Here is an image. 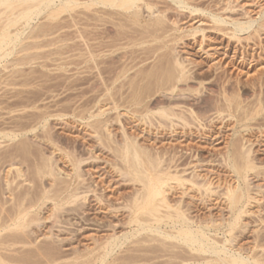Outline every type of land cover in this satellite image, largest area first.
<instances>
[{"label":"bare ground","instance_id":"bare-ground-1","mask_svg":"<svg viewBox=\"0 0 264 264\" xmlns=\"http://www.w3.org/2000/svg\"><path fill=\"white\" fill-rule=\"evenodd\" d=\"M172 1L174 3H176L178 5L179 9H181V10L184 8L190 7L185 2V0H172ZM155 2H154V0H0V66L4 61L7 62V66L9 64H11V66L12 65H16V66L22 65L23 66L26 64H30V62H32V60L35 59V56H31L30 54H32V53L29 52L30 53L29 54L26 51H28L29 49H31L33 47V42L35 40L34 38H39L41 36L43 37V35H46V34H47L46 36H48V34H50V31L53 32V31H55V29L59 30L64 25V24L59 25V23L56 25V22H55V25L53 23V26H51V24H48L47 21H46L47 23H45V24H47V26L39 24L38 21L41 18V15L45 14L44 17H46L49 20V22L52 20L57 21L58 18L62 19L61 18L62 14L69 13L71 15V13H73L72 11H74V10L77 11L78 8H80V11L82 8V13H83V8H85L87 10L89 9L90 11L91 10L94 11V12H92V14H93L92 18L94 19V21L98 20V22H96L97 24L99 23V20H101V21H105L102 23L103 25L105 24V27H106V25H107V27H109L110 25H113V24L114 25L116 24L118 26V24L121 25L124 22L128 23L131 21L133 23H136V25L139 23L138 25L141 26L140 23H142L145 20V21L150 22L149 25H151L153 27V33L156 35L157 31L159 29H161L160 27H163L164 21L167 23L168 18L166 19V17H167L166 12H164L165 15H162V16H161V14H159L161 12V11H159L161 8L160 7L157 8V6H159V5L157 2L156 3ZM154 5L156 6L157 9H159V10H157L154 8L158 12L153 10V7H155ZM216 9H211V8L210 9L209 8L208 9H204V8L201 9V8L195 7L193 10L192 9L191 10L193 12L197 11V12H202V13L207 14L209 21H211L215 24V26L211 27V30H212V28H214V29L220 28L221 29L222 26L224 27L225 25L227 27V24L231 25L232 27L227 28V31H225V30L223 31L225 33L226 32L228 33V38L230 37L229 38L230 40H228V41H231V38H232V40L237 39L238 41L242 38H244L245 40L246 39L249 40L251 38V36H253L255 33H257L259 35L261 33L260 32L261 27H264V18H263L264 10H262L261 12L259 11L258 17H253V18H249L245 21H242V20H239L236 18L233 19V17L231 18L232 15L231 16H227V15L224 16V15L220 14L219 12L214 11ZM229 9L232 10L233 8L229 5L227 7V5H226V10H229ZM146 10L148 12H150V15L148 16L149 18L144 19L145 18L144 12H146ZM75 13H77V12H75ZM73 15H74V13H73ZM80 15H79V17L82 16V15L81 16ZM246 15H247V13H246ZM65 16H63V18ZM85 16H87V15H85ZM73 17L75 18V15ZM78 18H76L75 20L77 21ZM259 18H262L263 20L260 19V20H262L260 22ZM93 19H90V20H93ZM82 21H84V20H82ZM101 21H100V24H101ZM126 21H128V22H126ZM258 21H259L258 26L254 28V24ZM74 23H76V22H74ZM169 24L170 23H168V26H169ZM123 25H125V24H123ZM131 25H132V23H131ZM76 27H77V25H76ZM79 27H81V26H79ZM79 27H77V28H79ZM126 28H128V27H126ZM202 29L205 32L206 29H204V28H202ZM251 29L253 31H250ZM36 30H38V31H36ZM97 30H98V28H97ZM97 30L95 32H98ZM110 30H112V28ZM143 30L141 31L142 35H143ZM79 31H80V29H79ZM101 31H103V30H101ZM120 31H121V29H120ZM122 31L124 32V30H122ZM126 31H127V29H126ZM136 31H138V29ZM144 31L145 32H144L143 36H144V38H146L145 34L148 31H147V29H145ZM161 31L164 33L167 30H165L163 28V29L159 30L158 33L159 32L161 33ZM168 31L166 33H168ZM195 31H194V33H195ZM197 31L199 32L198 29H197ZM221 31H222V29H221ZM229 31H231V32H229ZM132 32H133V30H132ZM138 33H140V32H138ZM163 33H161V35ZM243 33H245L246 35L241 36V35H243ZM80 34H81V32H80ZM148 34H149V32H148ZM95 35H96V33H95ZM143 36L142 37L138 36V38L140 37L142 39ZM148 36H151V34H149ZM157 37H155V38L153 37L154 39L151 37L152 38L151 41L155 40ZM28 38L34 39L33 42L32 41L30 43L24 42ZM204 38L205 37H203V39ZM81 39H83V38H81ZM126 39H127V37H126ZM134 39H136V38L134 37ZM134 39H133V42H134ZM146 39H148V38H146ZM36 40L34 42V45L37 44L36 42L38 40L37 41ZM117 40H118V38H117ZM138 40H139L138 41L139 43H144V42H141L140 39H138ZM99 41H101V40H99ZM136 41H137V39H136ZM143 41H146V40H143ZM103 42H104V40H103ZM128 42H131V41H128ZM153 43H155V42H153ZM122 44H124V42ZM136 44H137V42H136ZM228 44H227V48H228ZM202 45H204V44H202ZM202 45H201V47H202ZM150 46H148V47H150ZM155 47H158V46H154V48ZM159 47H160V45H159ZM90 48L92 49L93 47H90ZM204 49H207V48H204ZM138 50H140V48ZM155 50H157V49H155ZM174 50H175V47H174ZM23 51L25 52V54H23L22 56H19V57L16 56L17 58H11L14 54H16L18 52H23ZM89 51H91V50H89ZM151 51L149 49V51L147 53H149ZM206 51H205V53H206ZM134 52L135 51H133V53ZM141 53H143V52H141ZM173 53H175V52H173ZM114 54H116V53H114ZM158 54H159V52H158ZM131 55H133V54H131ZM137 55L139 56V54H137ZM163 55L164 54H162V56ZM245 56L247 57L248 55L245 54ZM146 57H148V55H146ZM247 58H245V59L247 60ZM110 59L111 58L109 57V60ZM122 60H123V58H122ZM142 60H144V59H142ZM158 60H159V58H158ZM163 60H164V58H163ZM163 60L161 59L162 62H163ZM179 61L180 60H175V62H173V63H171V61H169L171 64H169L167 67H164V69L162 68L163 66L162 67L160 66L162 70L160 69L158 71V73L153 74V75H155V77L153 79L154 81H152V82L151 81L146 82L150 77L147 79L145 76L146 74H144L145 72L141 71L142 72L141 74L142 75L144 74V76H145V77L143 76L144 77L143 79L136 81L135 78H131L130 81H128L130 83V85H129L130 89L132 88L133 90L128 91L129 90V88H128L127 92H129V93L131 92V94H129V96L124 97L126 94H124L125 92L122 93L121 101L124 100L123 103H126V104L128 103L129 105L127 107L136 106V107H134L135 108L134 110H133V107L131 108L132 110L130 108L129 109L137 114L136 120L139 122V124L140 123H142L144 125L147 124V126L144 129H142L143 131H145V129H146V131L149 130L148 128H150V127L152 130L155 127V129H156L155 132L157 131L156 134H158L157 135L158 137L156 138V140L159 139L158 141L162 142V141L168 139V142L169 141L172 142L171 145L169 144V146L171 148H169V149L167 148V150H164L163 148L162 149L159 148L157 150H154V152L156 151L155 153L153 152L152 149L151 150L153 153H151V150L146 148L147 146L146 147H144L143 145L141 146V141L140 140L138 141V139L135 137V140L137 141L136 142L132 135H131L132 138L129 135L128 136L126 135V137L124 138V141L123 142H121L122 140L120 141L121 142L120 146H114L111 143L112 146H109V148L113 147L112 152L113 153L115 152L117 157L121 161V162L119 161V162L114 163V164L121 163V165L123 167L119 164H118V166L116 165L117 167H113L114 166L113 164H112L113 166L112 165L111 166L113 168H117L118 172H120L119 173L120 175L123 174L124 172H127L126 174H128V173L132 174L134 176V178L140 184L139 185L140 187L138 186L139 188L137 187V189H135V191H133V193L131 192V195L129 194L130 196L127 195V198L128 197L129 198L126 199V203L120 204L121 207L116 206L115 204H113L111 202L112 198L110 199V197H109L110 194L109 195L105 194L104 190H106V189H103V188L98 189V188H96V184H95L96 182L92 183V182H90L91 180L88 181V179H86L87 177L84 178V169L82 168L83 160L80 159L81 158L80 156H79L80 158H74L73 157L74 155L71 156V159L73 157V160H70L73 162V169H72L71 174L68 175V177L66 176L67 178L64 177L63 180H61L62 178L59 179L60 176L62 177V175H59L60 173L56 174V172L58 170L55 172L54 167L51 165V163L49 164V161L46 160L47 158L45 157L46 159H44L43 164L41 163L42 166L38 165L40 168L38 167L37 170L38 171L40 170L39 171V172H41L40 174H42V172L43 173L45 172V174L48 173L47 175L51 178V181H50L51 183H49V185L51 184L50 186H52V187L56 186L55 188L53 187L55 190L53 189L52 191H50V190L48 191L46 189V192L43 191L44 193L43 194L41 193L42 195L40 194L41 196H39V197L37 196L38 197L37 199H35V200L33 199V201H31V199L30 200L28 199L29 203H26L27 202L26 196L30 195V194H27V195L24 194L22 196L18 194L19 197L16 200L14 199V203L12 202L13 205H11V207L8 209L5 208L7 201H5L6 203L4 202L5 205H3V203H2V205H0V244L1 245L2 244H4V245L8 244L9 246H11L10 250L6 249L9 252L6 250H3V252L6 251L5 253L0 252V264H264V225H262V223H264V217H263L264 206L262 204V202L264 200H262V198L259 197V194L261 195L260 191H257V193H259V194H255L256 193L255 189H253L255 192L254 191H253L254 193L252 192V188H251L252 185L251 184H253V183L249 182V178L251 175L250 173H252V171L255 173L256 171H254V170H255V168L257 169V167H256L257 165L254 166V163H256V162H254L255 159L254 160H252V158L250 159V154H251L250 152H247V151L243 152L242 151L246 144L244 146L241 145V146H243V148H239L238 146L234 148V145L235 146L237 145V142H238L237 139H236L237 140L236 143L233 144V141L231 143H229L227 151L226 152L224 151V153H222L221 157H219V158H218V156L217 157L212 156V157L204 158V156H202L199 153L200 151L198 152L197 150H195L190 145L189 141L192 140L194 142V140H196V139L197 140L202 139V140L210 142V144H213V143L215 144V142L218 139H220L219 136L221 134H219V133H221L222 131L221 132L215 131L214 128L212 126H210L211 122L212 123L215 122L214 119H216V120L218 119V118L213 117L215 115V111H213V109L210 108L211 106L210 107L208 106L207 97H203V95H200L201 90H199L200 92L198 91L199 93L194 92L195 90L196 91L198 90V87L195 88L194 87L195 84H191L192 82L191 83L189 82L191 79H189L190 73H188V72H190V71H188V69H186L187 66H184L182 61L181 62H179ZM98 62L99 61H97L96 63H98ZM138 62H139V59H138ZM3 64H5V65H3L4 67L8 68L6 66V63H3ZM93 65H95V63ZM96 65L93 67H96ZM150 68L153 69L152 66ZM95 70H96V68H95ZM125 71H127V70H125ZM102 72H101V74H102ZM20 73L22 74V72H20ZM133 73H131V74H133ZM147 74H148V72H147ZM28 75H29V73H28ZM103 76H105V75H103ZM134 76H135V74H134ZM138 76H140L139 73H138ZM148 76H149V74H148ZM5 77H6V75H5ZM5 77H4L5 81L4 80L3 81L6 83L7 78L5 79ZM30 77H32V76H30ZM2 78H3V76L1 77V79ZM102 78H101V80H102ZM126 78H128V77H126ZM1 79H0V84H1ZM8 80H10V79L8 78ZM74 80H76V79H74ZM88 81H90V80H88ZM12 82L13 81H11V83ZM26 82H28V80ZM69 82H70V80H69ZM108 82H109V80H108ZM8 83H9V81H8ZM11 83H9L8 86ZM23 84H25V83H23ZM96 84H97V82H96ZM152 84L159 85V87H160L159 90L161 89L162 92L161 91L160 92L162 93V96H160L161 94L160 95L157 94L158 97L150 95V92L154 93L153 91H151L153 89ZM108 85H110V82H109V84H107V87H109ZM121 85H123V84H121ZM10 86H12V85H10ZM92 86H94V85H92ZM103 86H104V84H103ZM98 87L99 86H97V88ZM114 87H115V85H114ZM104 88H106V87H104ZM116 88L117 87H115L114 89L116 90ZM205 88H206V90L208 89L207 92L213 90V89H210L208 86H206ZM99 89H100V87H99ZM100 90H102V89H100ZM108 90H109V88H107V90L105 89V91L104 90L103 91L107 92L109 94ZM223 90H225V89H223ZM116 91H118V90H116ZM191 92H194L195 94L191 93ZM93 93H94V91H93ZM113 94H115V93H113ZM155 94H156V91H155ZM227 94H228V92H227ZM227 94L225 93V95H227ZM120 95H118V96L121 97ZM205 95L207 96L208 94H205ZM209 95H211V94H209ZM225 95H224V97H226ZM94 97H95V94H94ZM98 97L99 96H97V98ZM148 98H149V100H148ZM94 99H93V102H95ZM110 99H112V97ZM232 99L226 98V100L228 101V102H226V103H228L227 106H229V105H230L229 107L233 106L232 101L235 102V100L234 99L232 100ZM115 100L116 99H114L113 101L115 102ZM118 100H119V104H121L122 102L120 103V99H118ZM219 100H220V98H219ZM106 101H108V100H106ZM55 102H56V100H55ZM2 103H4V102H2ZM43 103H45V102H43ZM117 103H115V105H114L112 102L114 107H112L113 105H111V107H109L108 105H106L108 107H106L105 105L103 107L98 105L101 108L99 107L96 116L103 118L104 115L108 114L109 112L111 113L110 110L113 111V108L116 109L119 107ZM123 103H122V105H124ZM222 103L223 102H221V104ZM0 104H1V100H0ZM91 104H92V102H91ZM26 105H27V103H26ZM49 105H51V104H49ZM61 105H63V104H61ZM92 105H94V104H92ZM3 107H5V106H3ZM11 107L12 106H10V108ZM37 107H38V105H37ZM125 107H126V105H125ZM233 107H235V106H233ZM246 107H248V106H246ZM82 108H83V106H82ZM222 109L220 111H222ZM225 109H227V108H225ZM231 109L232 108H230V110ZM242 109H241V111H242ZM220 111L218 110L217 114H220ZM223 111H224V109H223ZM33 112L35 113L37 111L34 110ZM43 112H44V110H43ZM114 113H116V111ZM256 113H257V110H256ZM44 114H46V113H44ZM54 114L55 113H53V115ZM136 114H134V115H136ZM246 114H249V113H246ZM109 115H107V116L110 117ZM117 115H120V117H121L122 114L117 113ZM117 115H115L116 120L118 118L120 119V117H118ZM107 116L104 118V120H102V118H101V120L97 119L98 120L97 122H96V120H94V123L92 122L93 124L90 126L93 127V125H95V123L98 127H99V125H103L102 122L106 123V121L108 119ZM253 116H255V115H253ZM40 117H42V116H40ZM112 117L113 116H111V118ZM216 117H218V115ZM238 117H240V115ZM248 118H250V117H248ZM248 118H246V119H248ZM242 119L240 118L241 123H242V121L244 122V120H245L244 118H242ZM109 120H110V118L107 121L108 123L110 122ZM132 120H135V119H132ZM113 122H114V120H113ZM108 123H106L107 125H106L105 129H107V126L110 125ZM117 124H119V123H117ZM120 125H123V124H120ZM245 125H247V124H245ZM245 125H243V127ZM248 125H250V124H248ZM95 126H94V130L97 129V126L96 127ZM103 126L105 127V125H103ZM238 126H240V125H238ZM5 127H7V126H5ZM104 127L100 126V128H98L99 132H100V129L101 128L104 129ZM124 127L125 126L123 125V128ZM227 127H229V126H227ZM235 127H233V128H235ZM18 129H19V127H18ZM125 130L126 129H124V131ZM124 131L122 130L123 133H124ZM232 131H233V129H232ZM93 133H95L96 135L100 134V133L97 134V132H93ZM101 133H102V131H101ZM125 133H127V131ZM95 134H94V136H95ZM129 134H131V133H129ZM133 134H134V131H133ZM103 135H105V134H103ZM110 135L108 132L107 138ZM237 135H239V134H237ZM45 136H47V135H45ZM99 137H98V139H99ZM143 137H144V135H143ZM237 137H235V138H237ZM107 138H105V139L107 140ZM235 138H233V140ZM108 139L112 140L111 137H109ZM106 140H105V142L107 143ZM156 140H155V142H156ZM198 141H200V140H198ZM239 141H242V139ZM243 141H244V139H243ZM0 142H1V140H0ZM23 142H25V141H23ZM100 142L102 143V141H100ZM120 142L118 141L116 145H119L118 143H120ZM16 143H17V141H16ZM18 143H20V142L18 141ZM109 144H110V142H109ZM231 144H233V147H231ZM18 145H20V144H18ZM30 145H31V143H30ZM30 145H28V146H30ZM155 147H153V148H155ZM202 147L204 148V146H202ZM110 150H111V148H110ZM249 150L250 149H248V151ZM221 152H223V151H221ZM114 156H115V154H114ZM205 156H208V154ZM49 158L51 159V157H49ZM42 161H43V159H42ZM122 162L124 163V165ZM0 163H1V161H0ZM111 163H113V162H111ZM119 166H120V168H119ZM38 171H37V173H39ZM109 172L107 171L108 175H109ZM115 172L112 171V174H110V177L112 176V177H114V179H115V177L117 178V176L113 175V173L115 174ZM225 173L228 174L229 176H231V178L230 179L226 178V175L224 177L223 175ZM19 174H20V172H19ZM124 174H123V176H124ZM58 175H59V178H58ZM5 176L8 177V175H5ZM20 176H21V174H20ZM132 178L133 177H131V179ZM258 178H259V176H258ZM135 179H132V181ZM7 181H8V179H7ZM7 181L5 184H8V186H9L10 181L9 182H7ZM224 183L226 185H224ZM0 184H2V183H0ZM223 185L225 186V188L221 189ZM108 186H106V187H108ZM5 188H7V186H5L4 189ZM10 188H11V186H10ZM259 188H261V186ZM4 189H2V190H4ZM262 189L263 188H261L260 190H262ZM43 190H45V189H43ZM39 192H40V190H39ZM36 193H37V191H36ZM80 193H83V196L81 197L82 199L80 198V196H81ZM89 195H91V196H89ZM263 195H264V193H262V196ZM30 196H32V195H30ZM125 196L123 195L124 199H125ZM78 198H80L81 201ZM123 198H121V200H124ZM87 199L88 200L91 199L92 202L94 201L95 202V207H94L95 209L94 208L93 209L97 210L96 212L99 211V213L100 212L104 213L105 215H107L106 217L108 219L107 220L96 219V220L92 221L94 218L90 219L89 218L90 216L89 217L79 216L76 219H78V221H80L82 224H80L81 228L79 227L77 232L81 233L83 229L85 230V227H90L89 229L91 230V232L93 230L96 233H99V232L103 233L106 231L107 232L111 231V232H110V234H106V235L103 234L101 236L99 234H97L95 236L93 235L92 237L90 236L91 238L90 237L89 238L91 240H93V242H92L93 244L87 245L86 247L84 246L85 249L76 248L75 250H73L72 254H74L75 256L74 255L72 256V254H71V256L73 257V260L71 259L72 261L70 259L68 261V259L66 257H62L61 255H60V257L58 255H57L58 257H55L56 255H54V253L50 254L52 252L46 251L45 247H44L45 250L42 247H36V248L34 247V250H32L33 248L30 250L29 249L25 250L24 248H17V246L15 247V245H18V244H22V245L37 244L38 242H40V240L44 239L43 237H51L52 240L54 241V243L58 242V244L66 246V244H67L66 238H61L60 233L62 231H63V233L65 232V230L67 228L66 227L67 225L65 226V224H67V223L69 224L71 222L70 220H72L73 218H68V217H70L68 215H66L68 217H65L64 214L63 215L61 214L60 216H58V215H56L57 214L56 212L59 211V213H61L60 210H66V209H64V208H66L64 206L66 204H69V205L72 204L73 205L74 203H77L78 200L80 202H82L83 200L86 201ZM47 200H49V201L51 200L52 205H53V207L51 206L53 209V211H52L53 215L51 214L52 216L50 215V217L55 218V216H56L55 219L53 218V220H52L53 222L52 223L50 222L52 225L49 226L50 227V231H48L49 234L42 233V232H39L40 230H35V229L30 228V226H32L37 221H38V224L40 225L39 221H40V219H43V218L38 217L39 211H41L39 209L45 205L44 201L46 203ZM84 202L81 204L84 205ZM123 202H125V201H123ZM256 205L260 206V207H258V210H254L252 208ZM76 209L79 210V208H76V207L75 208H68L66 210L67 211L66 214H70L71 211H73V210L75 211ZM124 209L126 210V213H127V214L125 213L127 215L126 216L127 220H125L126 219L125 218L124 219L125 221H123V219H122V221L120 219L118 221H115V219L113 220L110 218V217H112V215H111L112 213L115 215V213H118ZM78 210H77V212H78ZM62 213H64V211ZM123 215H124V213H123ZM43 216H45V215H43ZM62 216H64L67 219H65ZM101 216H102V214H101ZM48 219H49V217H48ZM78 221H77V223H78ZM44 222H42V223H44ZM72 224H74V223H72ZM125 224L129 225V227L128 226L126 227ZM41 226H42V224H41ZM28 227H29V229H28ZM253 228H254L253 240L249 241L247 244H243L242 243V241H244L243 239L246 238L247 234L249 233L248 231H250V229H253ZM38 229H39V227H38ZM41 229H42V227H41ZM84 230H83V233L87 229L85 231ZM67 231H69V229ZM73 232L71 231L70 233H73ZM79 233L78 234L76 233V235H74V237H78L79 235L81 236V234H79ZM80 236H79V238H80ZM71 237L72 238H70V239H74L73 236H71ZM132 238L133 239L135 238V240L132 241L133 240ZM250 239H252V238H250ZM76 240L78 241V239H76ZM130 240L132 241V243ZM70 241H69L70 243H68L69 245L73 244L75 240L74 241L70 240ZM129 241H130V245L128 243ZM152 242L156 243V244H154V245H156V249H154L157 251L156 256L150 257L151 256L150 255L149 256L150 258L145 257L146 254L148 255V253L145 254V252L146 251L149 252L150 248H152V247H150V248L144 247L145 250H143L144 248H142L144 253H142L140 255L138 254L139 252L136 251V250L140 249V248L138 249V247H141V246L143 247L144 244H145V246L150 245L148 243L152 244ZM246 242H247V240H246ZM38 246H40V245H38ZM72 246L73 245H71L69 247L72 248ZM24 247H26V246H24ZM56 247H57V244H56ZM59 247H60V245H59ZM59 247H57V248H59ZM153 247H155V246H153ZM0 248H2V247H0ZM28 248H30V247H28ZM3 249H5V248L3 247ZM35 249H37V250H35ZM127 251H134V252L136 251L138 255L135 254V255H129V256L125 255L124 256L123 254H121L122 252L124 254H126V253L130 254L131 253V252H127ZM54 252H55V250H54ZM62 252H61V254H62ZM158 252L161 254H159ZM65 253L66 252H64V254ZM72 257H70V258H72Z\"/></svg>","mask_w":264,"mask_h":264},{"label":"rangeland","instance_id":"rangeland-1","mask_svg":"<svg viewBox=\"0 0 264 264\" xmlns=\"http://www.w3.org/2000/svg\"><path fill=\"white\" fill-rule=\"evenodd\" d=\"M155 1L156 0H154V2ZM156 2L159 5V6H157V8L160 7L161 9L160 10L157 9L156 6L154 5L155 7H153V10L156 12H158L157 10L161 11L159 13V14H161V16L165 15L164 12L167 13V17H166V19L168 18L167 23L164 21V25L162 24L163 27H160V28L161 29L164 28L167 31L169 30L168 33H166L167 31H165L163 33L162 32L163 30H162L161 33H163V34L161 35L160 32H159L160 34L158 33V31L161 30V29H159L155 35L153 33V27L151 25H149L150 22L145 21V20L142 23H140L141 26L138 25L139 23L137 24L139 27L136 25V23H133L131 21L130 22L126 21L128 23L124 22L121 25L118 24V26L116 24H115L116 26L113 24V25L109 26L110 28L107 27V25L105 27V24L104 25L102 24L105 21L99 20V23L97 24L96 22H98V20L94 21V19L92 18V15H93L92 12H94V11H92V10L90 11L89 9H88L89 10L88 11L85 8H83V13H82V8H81V11H80V8H78L77 11L76 10L72 11L75 15V18L73 17L74 16L73 13H71V15L69 13H65V14L61 15L62 19L58 18L57 21L52 20L53 22L52 21L49 22V20L46 17H44L45 16V14H44V15H41L42 19L41 18H40L41 20L39 19V21H38L39 24L47 26V24H45V23L48 22V24H51V26H53V23L55 25V22H56V25L58 23H59V25H63V24L64 25L59 30L55 29L56 32L50 31V34H48V36H46L47 35L46 34V35H43V37L42 36L39 37L40 39L34 38L35 40L36 39L38 40V41L36 40L37 41L36 42L37 44H35L36 46L34 45V42H35L34 39L28 38L24 41V42L30 43L31 41L33 42V40H34L33 47L31 49H29L28 51H26L28 53L29 52L32 53V54L29 53L31 56H35V59H33L32 62H30V64H26L23 66L22 65L21 66H16V65L11 66V64H9L7 66V62L4 61L3 63H6V66L8 68L3 66L5 64H3V63L1 64V66H0V79L2 76H3V78L1 79V84H0L1 85L0 86V98H1L0 99L1 100L0 106L2 105L0 107V129L2 128L0 130V140H1V142H0V161H1V163H0V167H1L0 168V183H2V184H0V200H1L0 205H2V203H3V205H5V203H6L5 201H7L5 208L8 209L11 207V205H13L14 199L16 200L19 197V195H21V196L24 194L25 195H27V194L32 195V196H30V195L26 196L27 197L26 203H29L30 199H31V201H33V199L34 200L37 199L44 192H46V189L48 191L49 190L52 191L56 186L55 187L53 186L54 187L53 188L52 186H50L51 184L49 185V183H51L50 182L51 178L47 175L48 173L45 174V172L44 173L42 172V174H40L41 173V172H39L40 170L39 171L37 170L38 167L42 166L44 159L47 158L46 160L49 161V164L51 163V165L54 167L55 172L58 170L56 172V174L60 173L59 175H62V177L60 176V178L58 175V178L59 179L62 178L61 180H63L64 177H66V176L68 177V175H70L72 172L73 162L70 160H73V157L74 158H80L81 157L80 159L83 160L82 168L84 169V178L87 177L86 179H88V181L91 180L90 182H92V183L96 182L95 183L96 188L106 189V190H104L105 194H107V195L110 194L109 197H110V199L112 198L111 202L113 204H115L116 206H120V204H122V203L125 204L126 199L129 198V197L127 198V195H129V194L131 195V192L133 193V191H135V189H137V187L140 184L138 183V181L134 178V176L132 174L128 173L129 174L128 175V174H126L127 172H124L125 174L123 173L124 174V176H123V174H121V175L119 174L120 172H118L117 168H113V167H117L118 164L121 165V163L114 164V163L119 162L120 160L117 157L116 153L112 152L113 147H110L111 148V150H110L109 146H112V145L120 146L121 142L124 141V138L126 137V135L127 136L129 135L130 137L132 135L134 140L136 137L138 139V141L139 140L141 141V146L142 145L144 147L147 146L146 148H148L150 150L152 149L153 152H154V150H157L159 148H161V149L163 148L164 150H167V148L168 149L171 148L169 146V144L171 145L172 142H170V141L168 142V139L164 140L162 142H159L158 141L159 139L156 140V138L158 137L157 136L158 134H156L157 131L155 132V130H156L155 127L152 130L150 127V128H148L149 130L146 131V129H145V131H143L142 129H144L147 126V124L146 125H144L142 123L139 124V122L136 120L137 114L134 113L133 111H131L132 110L131 108L133 107V110H134L135 109L134 107H136V106L127 107L129 104L123 103L124 100L121 101L122 93L125 92L124 94H126V95L124 97L129 96V94H131V92L130 93L127 92L128 88H129L128 91L133 90L132 88L130 89V86H129L130 83L128 82V81H130L131 78H135L136 81H138V80L143 79L146 76L147 79L150 77L149 78L150 80L148 79L146 82H149V81L152 82V81H154L153 79L155 77V75H153V74L158 73V71L161 69L162 66H163L162 68L164 69V67H167L169 64L175 62V60H180L179 62L182 61L184 66H187L186 69H188V71H190V72H188L186 70L188 73H190L189 79H191V80L189 82L190 83L192 82L191 84H195L196 85V86L194 85L195 88L198 87V90L197 91L195 90L194 92L196 93L199 90H201L200 95H203V97H207L208 106L209 107L211 106L210 108L213 109V111H215V115L213 117L218 118L219 120L214 119L215 120V122H213L214 124L211 122V124L209 123L210 126H212L215 131H218V132L222 131L221 133H219V134H221L219 136L220 139H218L215 142V144L214 143L210 144V142L202 140V139H198L200 141H198L196 139L197 141L194 140V142L192 140H190L189 141L190 145L195 150H197L198 152L200 151L199 153L202 156H204V158H208V157H212V156H214V157L218 156V158H219V157H221V154L224 153V151L225 152L227 151L228 145L232 141L234 144L238 140L237 145L236 146L234 145V148L237 146L239 148H243V146L246 144L242 151L243 152L244 151L250 152L251 153L250 159L251 158H252V160L255 159L254 162L257 163L256 164L253 162L254 166L257 165L256 166L257 169L255 168V170H254V171H256L255 172L256 174L252 171V173H250L251 175L249 178V182L253 183V184L250 183L252 185V187H251L252 192L254 191L253 189H255V191H256L255 194H259V193H257V191H260L261 195L259 194V197H261L262 200H264V195L262 196V193H264L263 192L264 191V27H261V31H260L261 33L259 32L260 33L259 35L257 33H255L253 36H251V38H250L251 40L250 39L245 40L244 38H242L239 41L237 39H235L236 40L235 41L234 39L232 40V38H231V41H228V40H230L229 39L230 37L228 38V33L227 32L225 33L223 31L224 30L227 31V28L232 27L231 25L227 24V27H226V25L224 27L222 26V28H221L222 31L220 28L219 29L212 28V30H211V27L215 26V24L213 22L209 21L208 15L205 13H202V12H197V11L193 12L192 11L195 7L201 8V9H203V8L204 9H208V8L209 9L210 8L216 9L217 8L219 11L217 9L214 11H217L224 16H226V15L231 16L232 15L231 18L233 17V19L236 18V19L245 21L249 18L258 17L259 11L261 12L262 10H264V0H185V2L190 7H187L188 9L187 8L182 9L183 11L181 9H179L178 5L176 3H174L172 0H166V1L165 0H157ZM226 5H227V7H228V5L231 6L233 9L232 10H230V9L226 10ZM154 8L157 10H155ZM75 12H77V13H75ZM146 12H144V16H145L144 19L149 18L148 16L150 15V12H148L147 10H146ZM246 13H247V15H246ZM79 15L81 17H79ZM85 15H87V16H85ZM63 16H65V17L63 18ZM76 18H78L77 21L75 20ZM263 18H264V16H263ZM90 19H93V20H90ZM260 19H262V18H259V21L261 22L263 19L262 20H260ZM82 20H84V21H82ZM100 21H101L102 25L100 24ZM259 21L254 24V28L258 26ZM74 22H76V23H74ZM131 23H132V25H131ZM168 23H170L169 26H168ZM75 24L77 25V27H79V26H81V27L77 28ZM123 24H125V25H123ZM126 27H128V28H126ZM97 28H98V30H97ZM111 28H112V30H110ZM142 28L144 30L147 29L149 34H151V36H148L149 34L146 31L147 33L145 34L146 35L145 37L148 39L144 38L143 35H144L145 31ZM196 28L199 30V32L197 31ZM202 28L206 29L205 32L203 31ZM79 29H80V31H79ZM120 29H121V31H120ZM126 29H127V31H126ZM137 29H138V31H136ZM96 30L98 32H95ZM101 30H103V31H101ZM122 30H124V32ZM132 30H133V32H132ZM142 30H143V35L141 34ZM36 31H38V30H36ZM194 31H195V33H194ZM200 31L201 32L203 31V32L201 33ZM250 31H253V30L251 29ZM80 32H81V34L82 33L83 34L81 35ZM138 32H140V33H138ZM229 32H231V31H229ZM95 33H96V35H95ZM245 35L246 34L243 33V35H241V36H245ZM138 36H141V37L143 36L142 39L146 40V41H143L140 37L138 38ZM126 37H127V39H126ZM134 37L137 39V41H136V39H134ZM151 37L152 38L157 37L156 38L157 40L155 39V40L151 41L152 40ZM203 37H205V38L203 39ZM81 38H83V39H81ZM117 38H118V40H117ZM133 39H134V42H133ZM138 39H140L141 42H144L145 44L139 43ZM99 40H101V41H99ZM103 40L105 43L103 42ZM122 41L124 42V44H122L123 43ZM128 41H131V42H128ZM136 42H137V44H136ZM153 42H155L156 44ZM157 43L158 44L160 43L159 45L161 48L159 47V45ZM202 44H204V45H202ZM227 44H228V48H227ZM201 45H202V47H201ZM148 46H150V47H148ZM154 46H158V47L154 48ZM90 47H93V48L91 49ZM174 47H175V50H174ZM139 48H140V50H138ZM148 48L150 49V51L152 50L149 53H147L149 51ZM204 48H207V49H204ZM155 49H157V50H155ZM89 50H91V51H89ZM133 51H135V52L133 53ZM205 51H206V53H205ZM141 52H143V53H141ZM158 52H159V54H158ZM173 52H175V53H173ZM18 53L14 54L15 56L13 55L11 58H17V57L25 54L24 51L18 52ZM114 53H116V54H114ZM131 54H133L134 56ZM137 54H139V56ZM162 54H164V55L162 56ZM245 54L248 55L247 56L248 58L245 56ZM146 55H148L149 58L146 57ZM109 57L111 58L110 60H109ZM122 58H123V60H122ZM158 58H159V60H158ZM160 58L162 60L164 58L163 62L161 61ZM245 58H247V60ZM138 59H139V62H138ZM142 59H144V60H142ZM96 60L99 62L96 63L97 62ZM169 61H171V63ZM94 63H95V65L97 64L96 67H93V66H95V65H93ZM151 66L153 67V69L150 68ZM95 68H96V70H95ZM125 70H127V71H125ZM141 71L145 72L144 74H146V75L145 76H144V74L142 75ZM20 72H22L23 75ZM101 72H102V74H101ZM147 72H148L149 76H148ZM28 73H29V75H28ZM122 73L128 78H126ZM131 73H133V74H131ZM138 73L140 76H138ZM134 74L136 77L134 76ZM5 75H6V77H5ZM103 75H105V76H103ZM30 76H32V77H30ZM4 77H5V79L7 78L6 83L4 82L5 81ZM8 78L10 80H8ZM101 78H102V80H101ZM68 79L70 80V82ZM74 79H76V80H74ZM27 80H28V82H26ZM88 80H90V81H88ZM108 80L110 82V85H108L109 87H107V84H109ZM8 81H9V83H11V81H13L10 84L12 86H10V85L8 86V84H9ZM83 82L84 83L86 82V83L84 84ZM96 82H97V84H96ZM23 83H25V84H23ZM116 83L117 84L119 83V84L117 85ZM120 83L123 85H121ZM91 84L94 86H92ZM103 84H104V86H103ZM113 84L115 85V87H117L116 90H118L119 92L114 89L115 87ZM96 85L99 86L100 89H102V90H100L99 87L97 88ZM152 85H153L154 90L151 88L152 89L151 91H153L154 93L150 92V95L158 97V95L161 94L160 96H162V93H161L162 91H161V89L159 90V88H160L159 85H156V84H152ZM204 86L205 87L208 86L210 89H213V90L207 92L208 89L206 90V88ZM104 87H106V88H104ZM107 88H109V90H108L109 94L107 92H104L105 89L107 90ZM223 89H225V90H223ZM93 91H94V93H93ZM155 91H156V94H155ZM194 92H191V93H194ZM227 92H228V94H227ZM111 93L112 94L115 93V94L112 95ZM225 93L227 95H225ZM94 94H95L96 98L94 97ZM205 94H208V95L211 94V95L206 96ZM118 95H120L121 97H119ZM224 95L226 97H224ZM97 96H99V97L97 98ZM111 97H112V99H110ZM219 98L221 101L219 100ZM226 98H230V99L233 98L235 100V102L232 101V103H233L232 105L235 107H233V106L229 107L230 105L227 106L228 103H226V102H228V101L226 100ZM93 99L96 103L93 102ZM114 99H116L117 101L115 100V102H114L113 101ZM118 99H120V103L122 102L124 105H122V103L119 104ZM55 100L57 103L55 102ZM106 100H108V101H106ZM148 100H149V98H148ZM2 102H4V103H2ZM43 102H45V103H43ZM91 102L94 105H92ZM112 102L114 105H115V103L118 102L117 104L119 107L116 108L117 110L113 108V111L114 112L116 111V113H114L112 110H110L112 114L109 112L108 114L104 115L103 118L96 116L100 106L103 107L104 105L105 106L108 105L109 107H111V105H113ZM221 102H223V103L221 104ZM26 103H27V105H26ZM49 104H51V105H49ZM61 104H63V105H61ZM37 105H38V107H37ZM98 105H100V106H98ZM114 105L112 107H114ZM125 105H126V107H125ZM3 106H5V107H3ZM10 106H12V107L10 108ZM82 106H83V108H82ZM108 106H106V107H108ZM246 106H248V107H246ZM222 108L224 109V111ZM225 108H227V109H225ZM230 108H232V109L230 110ZM217 109L219 111L222 109V111H220V114H217L218 113ZM241 109L244 113L241 111ZM34 110L37 112L34 113L33 112ZM43 110H44V112H43ZM256 110H257V113H256ZM44 113H46V114H44ZM53 113H55V114L53 115ZM117 113L122 114L121 117H120V115H117ZM246 113H249V114H246ZM134 114H136V115H134ZM107 115H109L110 117H108ZM115 115L120 117V119L118 118L116 120ZM217 115H218V117H216ZM239 115H240V117H238ZM253 115H255V116H253ZM40 116H42V117H40ZM106 116L108 119L110 118L109 123L107 122L108 119L106 118L107 119L106 123L110 124L107 126V129H105L107 124L104 122H102V123H103V125H105V127L103 125H99V127H98L95 123V125L97 126V129H95V130H94L95 125H93V127L90 126L94 123V120H96V122L98 120H101V118H102V120H104V118ZM111 116H113L112 117L113 119L111 118ZM245 117L246 118L250 117V118L246 119ZM240 118L241 119L244 118L245 119L244 122L242 121V123H241ZM132 119H135V120H132ZM113 120H114V122H113ZM117 123H119V124H117ZM120 124H123L125 127L123 128V125H120ZM245 124H247V125H245ZM248 124H250V125H248ZM4 125L7 127H5ZM238 125H240V126H238ZM243 125H245V126L243 127ZM100 126L104 127V129L101 128L100 132H99L98 128H100ZM227 126H229V127H227ZM18 127L20 130L18 129ZM233 127H235V128H233ZM124 129H126V130L124 131ZM232 129H233V131H232ZM122 130L124 131V133L122 132ZM101 131H102V133H101ZM126 131L128 134L125 133ZM133 131H134V134H133ZM93 132H97V134H99V133L100 134L96 135ZM108 132H109V135L110 134L112 135V136L111 135L109 136V137H111L112 140H109L108 139L109 137L107 138ZM129 133H131V134H129ZM236 133L239 135H237ZM94 134L96 137L100 136L101 138L100 137H99V139H98V137L96 138L94 136ZM101 134L102 135L105 134L106 136L105 135L102 136ZM120 134L121 135L123 134V135L121 136ZM45 135H47V136H45ZM143 135H144V137H143ZM235 137H237V138H235ZM103 138L104 139L107 138V140L105 139L107 141V143L105 142V140ZM233 138H235V139L233 140ZM241 139H242V141H239ZM243 139H244V141H243ZM155 140H156V142H155ZM16 141H17V143H16ZM18 141L20 143H18ZM23 141H25V142H23ZM100 141H102V143ZM118 141L119 142L121 141V142L118 143L119 145H116ZM109 142H110V144H109ZM30 143H31V145H30ZM111 143H112V145H111ZM144 143L145 144L147 143V144L145 145ZM18 144H20V145H18ZM233 144H231V147H233ZM28 145H30V146H28ZM241 145H243V146H241ZM202 146H204V148ZM153 147H155V148H153ZM248 149H250V150L248 151ZM152 150H151V153H153ZM221 151H223V152H221ZM114 154H115V156H114ZM207 154H208V156H205ZM71 156H73L72 159H71ZM49 157H51V159ZM42 159H43V161H42ZM110 161L113 163H111ZM123 165H124V163H123ZM119 168H120V166H119ZM260 169L261 170L263 169V170L261 171ZM37 171L39 173H37ZM107 171L108 172L110 171L111 173L109 172V175H108ZM112 171L113 172L116 171L115 174L113 173V175L117 176V178L115 177V179H114V177H112V176L110 177V174H112ZM19 172H20L21 176H20ZM5 175H8V177ZM225 175H226V178H228V179L231 178V176H229L228 174L225 173L223 176L225 177ZM130 176L133 177L132 179H135L136 181L135 180L132 181ZM258 176H259V178H258ZM7 179H8V181H7ZM6 181L7 182L10 181L9 186H8V184H5ZM224 185H226V184L224 183ZM224 185L222 186L221 189L225 188ZM5 186H7V188L4 189ZM10 186H11V188H10ZM106 186H108V187H106ZM260 186H261V188H263L262 189L263 191L260 190L261 189V188H259ZM42 188L45 190H43ZM2 189H4V190H2ZM39 190H40V192H39ZM36 191H37V193H36ZM83 193H80L81 194L80 198L83 196ZM123 195L124 196L126 195L125 199L123 198ZM89 196H91V195H89ZM80 198H78V199L81 201L82 198L81 199ZM121 198H123L124 200H121ZM79 200H78V202L80 204L77 202L79 205L77 203H74L73 205L72 204L64 205L66 207L64 209H66V210L68 208H75V207L79 208V210L78 209L75 210L76 212L74 210L71 211L70 214H66L67 213L66 210H60L61 213H59V211L58 212L55 211L57 214L54 212L58 216H60L61 214L62 215L64 214L65 217L70 216L68 218H73L72 220H70L71 221L69 223L70 225L68 223L65 224V226L67 225L66 230L64 229L65 232L63 233V231H62L61 232L62 234L60 233L61 238H66V243H67L66 246L58 244V242L54 243V241L52 240L51 237H43L44 239L42 238L43 240H40V242L37 243L40 246H38L37 244H34V245L33 244L32 245L18 244V245H15V247L17 246V248H24L25 250H27V249L30 250L32 248H33L32 250H34V247L35 248L36 247H42L44 249V247H45L46 251L52 252V253L49 252L50 254L54 253V255H56L55 257H58V256L60 257V255H61L62 257H66L69 261V259L73 260V257H72L74 255V254H72L73 250H75L76 248L85 249V247L87 245L93 244L92 243L93 240L90 239L93 235L95 236V235L99 234L101 236L103 234L104 235L110 234L111 231L110 232L106 231L103 233L102 232L96 233L92 230V232H91V230L89 229L90 227H85V230L86 229L87 230L85 231L83 229L85 231L84 233H83V230L81 233L77 232V230L80 227V224H82L80 221H78V219H76L79 216H84V217L90 216L89 217L90 219L94 218L92 221H94L96 219H101V220H107L108 219L106 217L107 215H105L104 213H101V212L99 213V211L96 212L97 210H94L95 209L94 208L95 202L94 201L92 202L91 199L90 200L87 199L86 201L83 200L82 202H80ZM123 201H125V202H123ZM83 202H84V205L81 204ZM44 204L45 205L44 206L42 205L43 207H41L39 209L41 211H39L38 217L43 218V219H40V221H39L40 225L38 224V221L35 223L33 222L34 224L32 223L33 225L30 226V228L35 229V230H40L39 232H42V233L49 234V232H48V231H50L49 226L52 225L51 223L53 222L52 220L54 218V217L53 218L50 217V215L52 214V211H53V209H52L53 205H52L51 200L50 201L47 200L46 203L44 201ZM262 204L264 206V201L262 202ZM256 206H254L252 208L254 210H258V207H260V206H258V205H256ZM77 210H78V212H77ZM124 210H121L120 212L115 213L116 216L112 213L111 214L112 217H110V218L113 220L115 219V221H118L119 219L121 221H122V219H123V221L127 220V217H126L127 213H126V210L125 211ZM63 211H64V213H62ZM123 213H124V215H123ZM101 214H102V216H101ZM43 215H45V216H43ZM66 215H68V216H66ZM64 216H62V217H64ZM48 217H49V219H48ZM263 217H264V212H263ZM55 218H56V216H55ZM65 219H67V218H65ZM77 221H78V223H77ZM42 222H44V223H42ZM72 223H74V224H72ZM41 224H42V226H41ZM125 225H126V227L127 226L129 227V225H127V224H125ZM262 225H264V223H262ZM40 226L42 227V229ZM38 227H39V229H38ZM28 229H29V227H28ZM68 229H69V231H67ZM253 230H254V228L250 229V231H248L249 233L247 234L246 238L243 239L245 242L242 241L243 244H247L249 241L253 240V237H254L253 236L254 235ZM71 231L72 232L74 231V232L70 233ZM76 233L81 234V236L79 235L80 238H79V236L74 237V235H76ZM71 236H73L74 239H70V238H72ZM75 238L78 239V241ZM250 238H252V239H250ZM70 240H72V241L75 240L74 243L71 244V245H73L72 248L69 247L71 245L68 244L71 242ZM134 240H135V238L132 241H134ZM246 240H247V242H246ZM130 241L128 242L129 245H130ZM132 241H131V243H132ZM56 244H57V247H59V245H60V247L57 248ZM148 244H150V245L145 246V244H144L143 247L142 246L138 247V249L139 248L140 249L136 250V251H138L139 252L138 254L140 255V254L144 253L143 250H145V248L152 247V248H150L149 252L148 251L145 252V254L148 253V255L147 254H146V256L144 254L143 255L146 258L149 257L150 255H151L150 257L156 256L157 251L154 250V249H156V245H154L156 243L152 242L153 245L151 243H148ZM24 246H26V247H24ZM153 246H155V247H153ZM0 247H2V248H0L1 253H5L6 251L10 250V248H11V246H9L8 244H6V245L0 244ZM3 247L5 249H3ZM28 247H30V248H28ZM52 248L55 250V252ZM142 248H144V249L142 250ZM6 249H8V250H6ZM3 250H6V251L3 252ZM35 250H37V249H35ZM136 251L135 252L134 251H127V252H131L132 254L131 253L127 254L126 252H125L126 254H124L123 252L121 254H123L124 256L125 255L126 256L127 255L128 256L129 255H135V254L138 255ZM61 252H62V254H61ZM64 252H66V253L64 254ZM71 254H72V256H71ZM159 254H161V253H159ZM70 257H72V258H70Z\"/></svg>","mask_w":264,"mask_h":264}]
</instances>
